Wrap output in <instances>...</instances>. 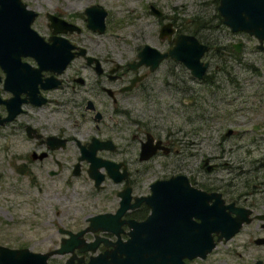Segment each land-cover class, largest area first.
<instances>
[{
	"label": "flooded vegetation",
	"instance_id": "af4514ba",
	"mask_svg": "<svg viewBox=\"0 0 264 264\" xmlns=\"http://www.w3.org/2000/svg\"><path fill=\"white\" fill-rule=\"evenodd\" d=\"M94 4L105 11L100 32L86 26L84 9ZM146 5L157 17L155 41L135 45L129 58L102 56V50L94 49L88 37L79 36L84 27L97 33L106 29V7L98 0H90L80 6L78 14L60 4L43 12L44 32H36L52 48L50 54H72L63 65L38 67L31 55H19L27 65L14 66L13 92L4 86L6 71L0 63V100L14 94V144H30L14 155V163L21 160L14 170L26 173L27 164L50 160L54 169H48L47 174L58 175L67 162L61 155L73 148L76 153L69 157V176L84 175L91 188L86 197L88 207L79 211L78 218L52 224L58 233L56 246L68 238L59 229L83 231L75 237L77 247L50 255L47 262L51 264L49 259L57 255V264H264V161L259 165L262 172L243 175L235 181L213 174L216 164L210 162V157H203L196 168H191L194 154L184 152L182 145L187 141L182 131L148 126L132 117L130 98L136 92L147 95L152 82L161 76L156 71L162 62L170 63L167 75L180 76L175 65H181L187 75L194 77L182 62L169 56L150 67V49L144 50L138 62L137 53L144 45L163 52L173 45L176 34L186 33L207 44V50L211 48L196 33L210 27L207 20L166 16L155 4ZM150 6L160 13L155 14ZM79 18L83 26L77 22ZM218 19L222 22L221 16ZM166 23L169 26L160 33ZM233 43L231 52H238L241 42L238 50L233 49ZM257 43L258 40L255 47ZM56 46L62 49H54ZM218 50L220 47L214 51L219 54ZM182 74L179 79L184 81L186 75ZM40 110L45 115L39 114ZM6 113L0 101V117ZM32 116H65L64 123L69 122L74 129H82L89 122L90 133H84L82 138L78 131L62 127L46 131ZM86 157L94 165L95 178L88 173L90 161ZM153 183L156 222L154 229H142L140 224L151 212L152 200L148 196ZM207 242L213 244L207 251L195 252L191 246Z\"/></svg>",
	"mask_w": 264,
	"mask_h": 264
},
{
	"label": "rangeland",
	"instance_id": "374dc122",
	"mask_svg": "<svg viewBox=\"0 0 264 264\" xmlns=\"http://www.w3.org/2000/svg\"><path fill=\"white\" fill-rule=\"evenodd\" d=\"M22 1L37 11L31 26L42 34L43 12L51 5L68 6L78 14L80 6L90 0ZM98 1L108 11L106 29L97 33L84 27L79 36L88 37L94 49L102 50V56L118 60L132 56L135 45L155 41L157 17L147 10L149 2L166 16H194L208 21L207 30L196 32L211 46L202 56L208 61L204 76L192 77L183 66L175 65L176 74L186 75L181 81L175 73L167 75L170 63L162 62L156 71L161 76L152 82L147 95L136 92L130 98L132 117L148 126L182 131L183 140L187 141L182 145L184 152L194 154L191 168H196L203 157H210V162L216 164L212 173L219 177L235 181L243 175L262 172L259 165L264 161L260 160L264 156V49L255 47L256 38L244 31H230L218 19L214 0ZM77 22L83 26L81 18ZM237 41L241 42L239 51L231 52V43ZM219 47L218 54L214 50ZM39 114L45 115V111L40 110ZM32 118L46 131L62 127L78 131L82 138L84 133H90L89 122L82 129H74L69 122L64 123L65 116ZM227 129L231 134L224 136ZM23 143L14 144V119L0 126V245L45 252L58 241L52 224L78 218L79 211L88 207L86 197L91 188L84 175L69 176V157L76 153L73 148L61 155L67 162L58 175L47 174L48 169H54L50 160L27 164V172L18 173L14 166L18 167L21 160L14 163V155L30 146ZM49 260L57 264L59 256Z\"/></svg>",
	"mask_w": 264,
	"mask_h": 264
},
{
	"label": "water",
	"instance_id": "95a60500",
	"mask_svg": "<svg viewBox=\"0 0 264 264\" xmlns=\"http://www.w3.org/2000/svg\"><path fill=\"white\" fill-rule=\"evenodd\" d=\"M152 8V6H150ZM218 14L221 16L222 22L228 26L230 31L241 30L248 34H252L258 40L257 48L264 49V0H218L216 4ZM155 14H159L158 9L152 8ZM86 14V26L91 29H97L99 32L103 30L104 9L98 5H90L84 9ZM36 11L26 6L22 0H0V63L4 66L6 75L4 78V86L14 92V66H26V62L20 61L19 55L29 54L33 57L38 67L63 65L71 53L62 56L50 54V48L43 37L36 32L30 23L34 18ZM67 24V23H66ZM169 26L168 23L163 24L159 32L164 27ZM234 50L239 49V42L232 44ZM14 49V53L12 52ZM54 49L61 50V46ZM150 49L153 56V62L150 67L156 65L161 58L169 56L177 59L188 68L190 74L196 78H201L207 62L201 59L204 51L208 49V45L199 42L195 36L186 33H178L173 37V45L166 51L158 52L149 45H144L137 55L139 61H142L143 52ZM10 57H9V55ZM50 55V56H49ZM12 57V58H11ZM9 60H8V59ZM13 62V63H12ZM13 66V67H12ZM11 69V70H10ZM13 70V71H12ZM12 80V81H11ZM5 104L7 113L0 117V125L10 122L14 119V94L7 99H1ZM231 133L230 129L224 132L225 136ZM90 162L88 173L90 177L95 178L96 170L91 159L86 157ZM98 182V179H94ZM156 183L151 185V194L148 196L152 200L149 203L151 212L147 219L142 222V229L153 228L156 222L157 195L155 194ZM92 221V219H89ZM157 228V227H156ZM218 228V227H217ZM61 234H67V239H62L58 246L46 252H33L26 247L9 248L0 245V264H48L47 258L53 254H64L72 251L77 247L75 237L78 233H71L66 230H58ZM154 237V235H148ZM212 242L205 244H192L193 250L199 252L201 250H209ZM73 255L70 256L72 258Z\"/></svg>",
	"mask_w": 264,
	"mask_h": 264
},
{
	"label": "trees",
	"instance_id": "16d2710c",
	"mask_svg": "<svg viewBox=\"0 0 264 264\" xmlns=\"http://www.w3.org/2000/svg\"><path fill=\"white\" fill-rule=\"evenodd\" d=\"M229 50H230V48H229ZM205 77H206V76H205ZM205 77H204V78H205ZM19 172H22V171L19 170Z\"/></svg>",
	"mask_w": 264,
	"mask_h": 264
}]
</instances>
